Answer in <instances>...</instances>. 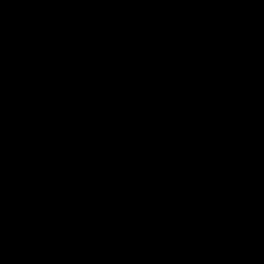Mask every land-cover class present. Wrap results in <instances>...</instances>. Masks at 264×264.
Masks as SVG:
<instances>
[{"label": "water", "instance_id": "1", "mask_svg": "<svg viewBox=\"0 0 264 264\" xmlns=\"http://www.w3.org/2000/svg\"><path fill=\"white\" fill-rule=\"evenodd\" d=\"M0 264H264V0H0Z\"/></svg>", "mask_w": 264, "mask_h": 264}]
</instances>
